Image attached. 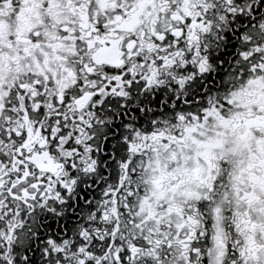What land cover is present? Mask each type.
Instances as JSON below:
<instances>
[{"label": "snow or ice", "instance_id": "6c2138e0", "mask_svg": "<svg viewBox=\"0 0 264 264\" xmlns=\"http://www.w3.org/2000/svg\"><path fill=\"white\" fill-rule=\"evenodd\" d=\"M0 264H264V0H0Z\"/></svg>", "mask_w": 264, "mask_h": 264}]
</instances>
